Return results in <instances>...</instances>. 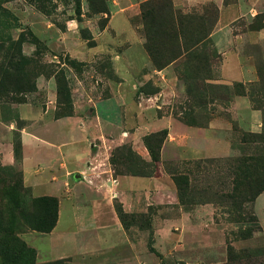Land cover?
Returning <instances> with one entry per match:
<instances>
[{"label": "crops", "instance_id": "0c3cea01", "mask_svg": "<svg viewBox=\"0 0 264 264\" xmlns=\"http://www.w3.org/2000/svg\"><path fill=\"white\" fill-rule=\"evenodd\" d=\"M118 1L107 25L96 35L97 47H105L120 79L115 86L109 85V95L92 97L85 92L87 98L73 104L71 116L55 118L56 108L51 104L54 84L52 79H44L37 89L50 95V104H43L38 112L31 103L17 106L18 120L23 124L9 130L19 136L22 182L35 196L55 198L58 205L49 233L28 232L22 238L36 251L39 262L223 264L226 254L205 243L218 224L209 225L197 210L183 209L163 162L226 157L231 154L230 141L216 119L202 128L183 124L172 114L168 106L176 96L178 79L174 67L181 58L155 68L145 52L140 27L131 22L140 16V4L148 0ZM170 2L174 9L183 10L212 4L217 19L210 38L220 55L219 77L230 82L251 77L236 48L240 40H250V35L233 30L239 20L249 24L260 14L264 22V0ZM252 33L262 42L264 26ZM142 80L153 81L158 91L144 94L139 89ZM230 111L237 122L256 131L258 111L237 102ZM162 130L167 134L154 176L114 174L110 165L113 149L129 143L138 157L149 162L143 138ZM1 160L7 166L14 164L10 144ZM116 207L127 215L123 221ZM253 210L256 221L252 223L258 230L244 241L250 246L264 245V193L254 199ZM248 226L244 223L232 228ZM220 238H225L224 233Z\"/></svg>", "mask_w": 264, "mask_h": 264}, {"label": "rangeland", "instance_id": "374dc122", "mask_svg": "<svg viewBox=\"0 0 264 264\" xmlns=\"http://www.w3.org/2000/svg\"><path fill=\"white\" fill-rule=\"evenodd\" d=\"M78 1L79 14L73 0H48V14L44 15L28 0H0V264H64L39 262L36 251L22 238L34 232L28 227V219L44 221L41 227L48 228L54 209L45 214L40 207L31 213V202L42 197L35 196L22 182L19 136L9 130L23 124L18 120L17 106L31 103L38 112L40 106L50 104V95L37 87L42 80L52 79L55 118L58 114L72 115L73 104L87 98L86 93L108 96L109 85L115 86L120 80L110 54L101 44L97 47L96 40L119 1ZM216 19L212 4L183 10L174 9L170 0H148L140 4V16L131 22L133 27H140L145 52L155 68L181 58L174 67L178 79L176 96L168 106L172 114L183 124L193 121L202 128L216 119L230 141L231 154L226 157L190 161L189 165H184L185 161L163 162L167 173L187 174L177 176L180 204L184 210H197L209 225L218 224L205 243L226 254L223 264H264V245L250 246L244 241L250 232L258 230L252 223L256 221L254 199H249L260 189L259 194L264 193V38L260 42L252 33L264 26L263 14L249 24L245 20L235 23L234 33L250 35V40H240L236 47L251 71V77L243 82L219 77L220 55L210 38ZM139 89L144 94L158 91L151 80H142ZM236 102L258 111L256 131H249L231 115ZM159 141V137L157 142L149 141L155 153ZM8 144L15 157L9 166L1 160ZM129 148L130 144L124 143L112 150L116 171L128 173L137 168L139 161L134 152L129 156ZM131 159L137 162L129 163ZM244 223L249 226L233 230ZM221 233L225 238H220Z\"/></svg>", "mask_w": 264, "mask_h": 264}, {"label": "trees", "instance_id": "16d2710c", "mask_svg": "<svg viewBox=\"0 0 264 264\" xmlns=\"http://www.w3.org/2000/svg\"><path fill=\"white\" fill-rule=\"evenodd\" d=\"M48 1V0H28V2L30 3V5L34 6L40 13L44 14V15H47L48 14V10H46V7H45V2ZM73 2L75 3V13L76 14H79V1L78 0H73ZM202 40V39H200ZM199 40V41H200ZM197 44V42L195 43ZM175 61V59L171 60V62ZM64 116H71V115H61V114H58L56 115V118H60V117H64ZM187 125L189 126H198L196 123H194L193 121H186L185 122ZM158 133V132H157ZM156 133H153V134H149L147 136H145L143 138V144L146 148V150L148 151L149 153V156H150V161L149 162H145L144 160H142L140 157H138L135 153H132L133 150L129 148V156L132 157L131 153L137 158V160L139 161V163L135 160V159H131L129 160L128 162L129 163H133L134 161L137 162L136 166L137 168L136 169H130L128 170V173H122V172H118L116 171V169H114V166L116 164V161L115 159H113V156L111 155L110 157V165L112 166V169L114 171V174L115 175H132V176H141V177H152L156 174V171H157V166L154 165L156 163H158L159 159H160V149H161V145L163 144L164 140L166 139V131L165 130H162V131H159L158 134ZM160 138V141H159V145L157 147V152H153V150L150 148V144H149V141L152 140L154 142H157V138ZM196 162H199L200 161H196ZM190 164V161L188 162H185L184 165H189ZM172 177V180L176 186V189H177V193H178V199L180 201V196L179 194H181V186L179 184V178L177 177L178 175H181V176H185L187 175L186 173H173V172H170L169 173ZM233 184V189L236 187V183L235 181L232 182ZM261 192V189L257 191V193H255L254 196L250 197L249 200H252V199H255L259 193ZM57 200L55 198H52V197H42L36 201H32L31 202V213L34 212L35 210H37L38 208L41 207V209L43 210V212L45 214H49L50 213V209L51 207L54 209V218H53V221L50 223V225H48V228H43L41 227L42 222L44 221H38L36 220L34 217H31L30 219L27 220V224H28V227L34 231V232H39V233H49L54 225H55V222H56V218H57ZM116 213L118 215V217L123 221V219L125 217H127V215H125L122 210L120 209V207H116ZM254 222V221H252ZM42 223V224H41ZM45 225V224H44ZM43 225V226H44ZM251 232L248 234V236H250ZM247 236V237H248ZM231 259V256L229 257L228 255V259ZM237 258V257H235ZM241 259V258H240ZM240 261V260H239Z\"/></svg>", "mask_w": 264, "mask_h": 264}]
</instances>
